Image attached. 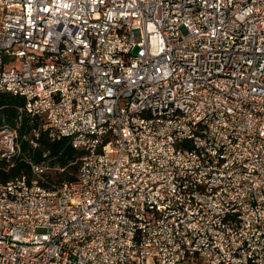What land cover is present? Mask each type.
I'll use <instances>...</instances> for the list:
<instances>
[{
  "label": "built area",
  "instance_id": "2783aa9c",
  "mask_svg": "<svg viewBox=\"0 0 264 264\" xmlns=\"http://www.w3.org/2000/svg\"><path fill=\"white\" fill-rule=\"evenodd\" d=\"M4 92L82 156L0 181V264H264V0H0Z\"/></svg>",
  "mask_w": 264,
  "mask_h": 264
},
{
  "label": "trees",
  "instance_id": "16d2710c",
  "mask_svg": "<svg viewBox=\"0 0 264 264\" xmlns=\"http://www.w3.org/2000/svg\"><path fill=\"white\" fill-rule=\"evenodd\" d=\"M23 105L22 98L6 92L0 93V127L17 128L21 141V160L14 167L8 168L0 159V181L7 182L22 175L30 181L32 174L30 166L24 162L26 159L48 167L49 170L55 168L52 175L44 174L45 179L39 181V185L44 188L73 182L78 173L82 153L72 146L68 138L52 137L49 131H43L37 120L21 111ZM38 128V146L32 148L28 141L34 139L33 130Z\"/></svg>",
  "mask_w": 264,
  "mask_h": 264
},
{
  "label": "rangeland",
  "instance_id": "374dc122",
  "mask_svg": "<svg viewBox=\"0 0 264 264\" xmlns=\"http://www.w3.org/2000/svg\"><path fill=\"white\" fill-rule=\"evenodd\" d=\"M136 37H138V34H136ZM54 171H55V168H51L50 170L46 171L44 174L50 176L54 173ZM43 179H45V178H43Z\"/></svg>",
  "mask_w": 264,
  "mask_h": 264
}]
</instances>
